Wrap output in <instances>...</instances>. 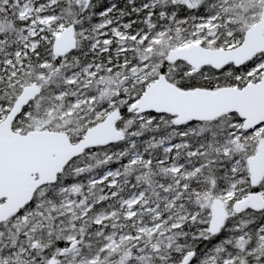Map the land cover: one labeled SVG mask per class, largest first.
<instances>
[{
    "label": "snow or ice",
    "instance_id": "snow-or-ice-1",
    "mask_svg": "<svg viewBox=\"0 0 264 264\" xmlns=\"http://www.w3.org/2000/svg\"><path fill=\"white\" fill-rule=\"evenodd\" d=\"M0 264H264V0H0Z\"/></svg>",
    "mask_w": 264,
    "mask_h": 264
}]
</instances>
